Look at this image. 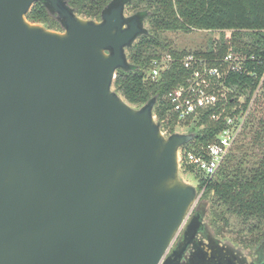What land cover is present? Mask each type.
Instances as JSON below:
<instances>
[{
    "label": "water",
    "instance_id": "obj_1",
    "mask_svg": "<svg viewBox=\"0 0 264 264\" xmlns=\"http://www.w3.org/2000/svg\"><path fill=\"white\" fill-rule=\"evenodd\" d=\"M131 1L92 20L68 0H0V264H176L180 232L177 247L202 227L180 163L200 128L167 134L158 96L137 107L114 88L150 35ZM37 3L63 31L28 21ZM209 232L201 264H264V242L249 261Z\"/></svg>",
    "mask_w": 264,
    "mask_h": 264
},
{
    "label": "trees",
    "instance_id": "obj_2",
    "mask_svg": "<svg viewBox=\"0 0 264 264\" xmlns=\"http://www.w3.org/2000/svg\"><path fill=\"white\" fill-rule=\"evenodd\" d=\"M111 1L72 0L69 5L82 18L100 20L102 11ZM130 7L132 10L148 11L151 27L150 35L141 37L129 50V59L138 69L117 72L114 88L130 104L140 107L158 96L155 113L163 122L164 129H167L164 114L169 106L164 98L183 83L186 71L179 63H175L156 82L147 79V72L152 60L164 53L160 52L161 48L176 58L189 53L171 47L166 50L167 47L161 45L159 33L173 31L229 32V39L223 36L219 43L212 44L206 52L193 53L210 57L232 51L254 56V62L247 64V69L255 74L254 77L234 74L227 82L233 91L229 95L230 100L245 97L246 103L250 102L264 76V0H132ZM27 19L50 30L53 29L52 25L60 26L59 21L52 20L44 5L40 4L33 7ZM243 35L249 39L242 38ZM260 97L264 98V89ZM257 119L256 124L253 122L255 119H252L247 127L251 134L250 143L245 145L241 142L216 178L212 181L203 180L199 191L206 188L200 202L208 203L212 225L218 235L225 227L234 229L235 222H240L239 233L258 235L252 243L259 245L264 242V115L257 116ZM169 124L172 126L168 132L172 133L175 131V119L170 118ZM203 124L206 126L203 127ZM222 127L221 123L208 122L204 118L191 129L200 128L193 144H209ZM247 136L246 132L244 138Z\"/></svg>",
    "mask_w": 264,
    "mask_h": 264
},
{
    "label": "built area",
    "instance_id": "obj_3",
    "mask_svg": "<svg viewBox=\"0 0 264 264\" xmlns=\"http://www.w3.org/2000/svg\"><path fill=\"white\" fill-rule=\"evenodd\" d=\"M254 60V56L248 57L232 51L222 56L210 57L189 52L180 58L164 52L152 60L147 79L155 82L175 63H179L186 71L183 83L164 98L169 106L164 114L167 123V129L163 127L165 133L169 134L171 129L170 118L176 121L175 131L191 130L204 118L208 122L223 125L209 144L191 142L180 149L182 171L192 172L189 169H196L204 174L205 181L214 180L246 134L255 104L264 89V76L248 104L245 97L230 100L229 95L233 91L227 82L234 74L254 77L255 74L247 69V64ZM156 118L159 120L157 114ZM205 189L201 191V197Z\"/></svg>",
    "mask_w": 264,
    "mask_h": 264
},
{
    "label": "rangeland",
    "instance_id": "obj_4",
    "mask_svg": "<svg viewBox=\"0 0 264 264\" xmlns=\"http://www.w3.org/2000/svg\"><path fill=\"white\" fill-rule=\"evenodd\" d=\"M136 12H133V10L126 9V15L130 16L135 14ZM146 27L148 30H150V24L146 21ZM225 36L227 39L230 38V33H221L219 31H192V32H182V31H173V32H161L159 33V39L162 46H166L167 49L171 47L172 49H177L179 51L186 50L188 52H195V51H201L206 52L212 44H217L221 41V38ZM242 38L249 39L246 35H243ZM167 52L164 50V48L160 49V52ZM262 94V93H261ZM261 96V95H260ZM264 115V98L259 97L256 105L254 107V111L251 116L252 119H255L253 122L258 121L257 116ZM255 128V126H254ZM181 132L185 131H191V130H179ZM247 137L244 138L245 135L240 139L237 146L232 151V154L236 152V148L243 142V144L247 145L250 143V136L251 134L247 130ZM182 177L192 183L193 185H196L199 187L201 182L205 179L204 174L201 171H198L194 169L192 172H186L182 171ZM204 194V193H203ZM201 200V198H200ZM199 200V202H200ZM207 205L206 201H202L201 206L204 207ZM208 221L211 226L213 218L210 215L208 218ZM223 223V222H221ZM236 228L232 229L231 227H225L221 231V241L232 245L233 247H240L242 254L249 260L254 261L255 256L257 255V247L260 245L253 244V240L258 235H252L245 232L244 234L239 233L240 229V222H235ZM224 226V224H222ZM215 231V227L213 228ZM212 230V231H213ZM218 235L217 231H215ZM262 244V243H261ZM264 252V251H263Z\"/></svg>",
    "mask_w": 264,
    "mask_h": 264
},
{
    "label": "flooded vegetation",
    "instance_id": "obj_5",
    "mask_svg": "<svg viewBox=\"0 0 264 264\" xmlns=\"http://www.w3.org/2000/svg\"><path fill=\"white\" fill-rule=\"evenodd\" d=\"M72 2V0H68V5ZM37 4H40V3H37ZM37 4H35L34 6H36ZM42 5V4H40ZM33 6V7H34ZM70 6V5H69ZM32 7V9H33ZM45 7V6H44ZM71 8V7H70ZM31 9V11H32ZM45 9L48 11V13L50 14V18L54 21H59L57 15L51 11L48 10L47 7H45ZM126 9H131L130 7V3L127 4V8ZM30 11V12H31ZM29 12V13H30ZM75 12V11H74ZM133 12H138V10H133ZM76 13V12H75ZM149 18V16H148ZM148 18H147V22H148ZM51 24V23H50ZM47 25V26H50ZM60 26L56 25V26H53V31H58V32H61L63 31V28H62V25L61 23L59 22ZM198 207L199 205H197L194 210L192 211L191 215H190V218L188 220V222L193 218V216L196 214L197 210H198ZM202 213V216L204 214V211L203 212H200L199 214ZM198 214V215H199ZM210 210L208 209L207 212H205V216L203 217V220H202V227L198 233V235H195V236H191L189 234V237L188 236H185V237H188V238H184L183 241L180 243V246L177 247V244L179 243L180 239L182 238V235L184 233V229L180 232V234L178 235L177 239L175 240L172 248L170 249L169 253L166 255V258L164 259L165 262L168 261V258L171 259V261H173L174 263L176 264H201L202 262V256L200 253L197 252V243L198 241H200V246L203 247V244L205 245L206 243V240L210 239L211 238V233L209 232L211 229L213 230V226L210 225L209 221H208V218L210 216ZM199 218V216H198ZM187 222V223H188ZM209 229H208V228ZM209 230V231H208ZM216 231V230H215ZM213 230V232H215ZM215 234V238H218V239H221V235H217L216 232L214 233ZM177 248V249H176ZM236 250H238V253H240L242 255V252H241V248L238 246V247H234ZM174 249L175 252H174ZM244 256V255H243ZM257 258V255L255 256V259L256 260Z\"/></svg>",
    "mask_w": 264,
    "mask_h": 264
}]
</instances>
